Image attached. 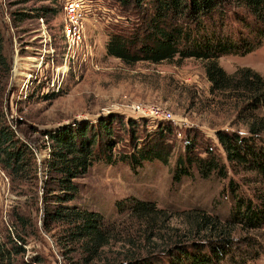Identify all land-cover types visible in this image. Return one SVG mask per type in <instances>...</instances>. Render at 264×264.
I'll list each match as a JSON object with an SVG mask.
<instances>
[{
  "label": "trees",
  "instance_id": "16d2710c",
  "mask_svg": "<svg viewBox=\"0 0 264 264\" xmlns=\"http://www.w3.org/2000/svg\"><path fill=\"white\" fill-rule=\"evenodd\" d=\"M114 1L125 11L127 24H111L105 42L108 55L126 63L201 59L210 90L232 100L236 118L246 127L245 132L217 128L218 146L199 145L197 131L188 127L173 179L192 175L194 169L202 177H226L225 158L250 172L252 194L239 193V184L230 179L233 203L228 216L197 207L178 212L181 225L172 224L173 214L151 199L118 200L121 217L115 220L75 202L80 189L76 178L97 160L129 162L134 170L144 161L166 164L175 146L176 126L170 119L153 118L155 127L145 131L142 122L147 118L130 115L124 122V116L112 113L97 126L42 130L40 143L31 145L17 135V117L12 127L3 108L12 62L0 28V166L9 177L10 190L13 182L34 184L39 179L43 202L39 225L30 213L18 210L15 199L5 210L0 206V264H52L38 251L27 253L28 236L39 226L52 230L59 246L61 258L54 264H248L264 253L258 236L236 233L264 227V76L249 66L227 72L217 58L248 53L264 42V0ZM59 10L43 4L34 15ZM30 15L19 10L18 17ZM49 79L41 77L27 99L58 95L59 90L44 91ZM115 118L125 137L113 126ZM45 151L49 155L39 160L37 154Z\"/></svg>",
  "mask_w": 264,
  "mask_h": 264
},
{
  "label": "rangeland",
  "instance_id": "374dc122",
  "mask_svg": "<svg viewBox=\"0 0 264 264\" xmlns=\"http://www.w3.org/2000/svg\"><path fill=\"white\" fill-rule=\"evenodd\" d=\"M63 2L0 0V28L12 67L15 55L17 59V70L11 72L3 108L14 114V124L17 117V135L37 146L42 130L57 131L83 123L97 126L101 118L112 113L124 116L125 122V116H135L131 108L133 103L160 105L172 113L169 119L176 126L172 136L175 146L168 162L144 161L134 170L129 162L97 160L84 176L76 178L80 189L74 201L101 212L110 220L121 217L116 202L133 196L154 200L159 207L173 214L171 223L175 225H181L178 212L197 207L228 216L233 203L228 182L236 180L240 186L238 192L251 195L255 183L250 181V172L224 158L226 177H202L194 169L192 175H184L178 181L173 179V168L183 150V137L188 127L197 131L199 145L209 143L212 146H218L217 128L246 131L245 125L236 118L232 100L210 90L203 61L176 57L172 61L126 63L108 55L105 42L111 24H127L122 15L125 11L114 0H87L90 12L85 23L86 41L67 57L61 36ZM43 4L57 6L60 10L44 17L34 15ZM19 10H27L32 15L20 20ZM85 44H90L88 53ZM217 60L227 72L249 66L264 76V42L248 53H228ZM36 72L39 78H52L44 91L54 88L60 93L50 98L42 95L23 98L21 84L30 78V92L36 83L33 81ZM135 117L147 118L142 122L145 131L155 127L153 118ZM118 122L115 118L113 126L125 137V130L119 128ZM33 182H13L7 199L18 201V210L30 213L39 225L43 202L40 181L35 179ZM238 231V234L258 236L264 245V227ZM26 248L27 253H42L52 264L61 258L52 230L46 231L40 226L36 234L28 236ZM248 264H264V253Z\"/></svg>",
  "mask_w": 264,
  "mask_h": 264
},
{
  "label": "built area",
  "instance_id": "2783aa9c",
  "mask_svg": "<svg viewBox=\"0 0 264 264\" xmlns=\"http://www.w3.org/2000/svg\"><path fill=\"white\" fill-rule=\"evenodd\" d=\"M63 14L64 20L61 26V36L63 40V49L66 52V56L70 57L75 52V47L84 43L86 41V21L88 19V14L90 12V6L87 0H64L63 2ZM46 40V39H45ZM86 53L89 52L90 44H85ZM17 59L16 55L14 57V63L12 67L13 73L17 70ZM31 76V74H30ZM32 77V76H31ZM30 78L21 84L20 95L22 94L23 98L28 96V89L30 85ZM39 76L36 74L33 76V81L37 82ZM51 77L48 81V86L51 82ZM32 80V79H31ZM50 88V87H49ZM54 89V88H51ZM132 111L135 116H149L154 119H169L172 117V113L166 108L155 105V104H142V103H133L131 104ZM5 113L8 121L11 123L12 127H15L14 124V114L9 112L5 107ZM38 159L48 156L49 153L45 151L43 154H37ZM42 182V180H41ZM9 177L6 174L5 170L0 166V205L3 207V210L11 202V199H7L10 196L9 193Z\"/></svg>",
  "mask_w": 264,
  "mask_h": 264
}]
</instances>
